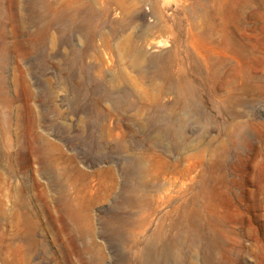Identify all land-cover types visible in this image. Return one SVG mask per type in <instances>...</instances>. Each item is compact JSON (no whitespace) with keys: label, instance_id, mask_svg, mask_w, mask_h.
I'll list each match as a JSON object with an SVG mask.
<instances>
[{"label":"rangeland","instance_id":"obj_1","mask_svg":"<svg viewBox=\"0 0 264 264\" xmlns=\"http://www.w3.org/2000/svg\"><path fill=\"white\" fill-rule=\"evenodd\" d=\"M0 264H264V0H0Z\"/></svg>","mask_w":264,"mask_h":264},{"label":"bare ground","instance_id":"obj_2","mask_svg":"<svg viewBox=\"0 0 264 264\" xmlns=\"http://www.w3.org/2000/svg\"><path fill=\"white\" fill-rule=\"evenodd\" d=\"M177 1H179V0H177ZM49 23V22H48ZM155 47V44L154 43H150L149 44V47L147 48V49H152V48H154ZM43 156V155H42ZM39 158L40 159H42V157H41V155L39 154ZM41 161V160H40ZM41 163H44V161L42 160L41 161ZM81 171V170H80ZM144 201V200H143ZM143 201H139V203L138 204H140V202H142V205L144 204V202ZM55 203V202H54ZM137 204V205H138ZM141 205V204H140ZM63 208V211H64V213H65V215L67 216V218L68 219H70V220H72V221H76V220H78V215H77V212H76V210L73 208V207H70V205L69 206H65V207H62ZM76 212V213H75ZM65 218V217H64ZM4 219V218H3ZM61 219V218H60ZM64 221V223H65V220H63ZM77 222V221H76ZM78 224V223H77ZM79 225V224H78ZM77 227V226H76ZM69 233V232H68ZM75 233V232H74ZM71 240V239H70ZM11 249V248H10ZM80 250V249H79Z\"/></svg>","mask_w":264,"mask_h":264}]
</instances>
